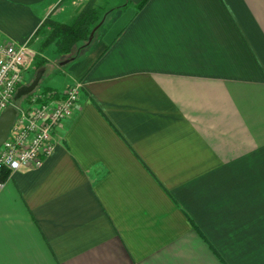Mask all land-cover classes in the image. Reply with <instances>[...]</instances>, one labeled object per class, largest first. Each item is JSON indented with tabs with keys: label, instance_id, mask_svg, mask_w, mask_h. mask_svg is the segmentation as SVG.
I'll list each match as a JSON object with an SVG mask.
<instances>
[{
	"label": "crops",
	"instance_id": "0c3cea01",
	"mask_svg": "<svg viewBox=\"0 0 264 264\" xmlns=\"http://www.w3.org/2000/svg\"><path fill=\"white\" fill-rule=\"evenodd\" d=\"M145 1L0 0L18 45L103 8L52 65L82 86L53 154L0 191V264H264V0Z\"/></svg>",
	"mask_w": 264,
	"mask_h": 264
},
{
	"label": "built area",
	"instance_id": "2783aa9c",
	"mask_svg": "<svg viewBox=\"0 0 264 264\" xmlns=\"http://www.w3.org/2000/svg\"><path fill=\"white\" fill-rule=\"evenodd\" d=\"M32 50L29 44L18 45L0 41V117L10 107L16 118L9 136L0 148V173L37 169L53 154L54 133L60 124L73 116L81 97V84L57 91L32 92L20 106L15 96L28 71ZM5 182L0 181V191Z\"/></svg>",
	"mask_w": 264,
	"mask_h": 264
},
{
	"label": "trees",
	"instance_id": "16d2710c",
	"mask_svg": "<svg viewBox=\"0 0 264 264\" xmlns=\"http://www.w3.org/2000/svg\"><path fill=\"white\" fill-rule=\"evenodd\" d=\"M102 13V7H96L93 2H90L70 23L47 19L29 44L32 46L40 37H43L39 47L41 53L51 49L50 54L58 60V64L66 60H70V62L78 60L86 54L92 45L94 40L89 43V38L92 31L101 22ZM48 64V59H40L37 63L39 70L46 68ZM44 91H50V89ZM10 174V171L6 169L1 170L0 181L5 182Z\"/></svg>",
	"mask_w": 264,
	"mask_h": 264
},
{
	"label": "rangeland",
	"instance_id": "374dc122",
	"mask_svg": "<svg viewBox=\"0 0 264 264\" xmlns=\"http://www.w3.org/2000/svg\"><path fill=\"white\" fill-rule=\"evenodd\" d=\"M78 4H79V2L75 6L76 8L78 7V9H79L81 7H84L83 6L84 3L82 5L81 4L78 5ZM68 18L66 17L65 19H62L61 21L64 22V23H70L73 20V19H71V20L68 21L67 20ZM42 40H43V37H40V39H38L36 41V43H34V45H32V46L30 45V48L32 50V54H31V57H30L31 61H30V65H29L28 71H26L25 74H24L25 81H24L23 85L31 84L33 82L38 70H39V67L37 65L39 60L40 59H48L49 60V64L46 67V72L44 73V75L42 77V80L40 81L38 87L34 90V92L47 90L49 87H51L50 84L51 85L55 84L56 81H58V78L61 75L59 72H57L56 68L52 66V65L58 66V60H56L53 57V55L50 54V50L51 49L49 51H47V52H44V53H41L39 51V47H40V44H41ZM28 96H24L21 99H19L17 101V104L20 105V106L24 105L27 102Z\"/></svg>",
	"mask_w": 264,
	"mask_h": 264
},
{
	"label": "water",
	"instance_id": "95a60500",
	"mask_svg": "<svg viewBox=\"0 0 264 264\" xmlns=\"http://www.w3.org/2000/svg\"><path fill=\"white\" fill-rule=\"evenodd\" d=\"M101 24V23H100ZM99 24V25H100ZM99 25L92 31L89 43L92 42L96 30L99 28ZM70 63V60H66L64 62L60 63V66H66ZM46 72V68H42L38 70L33 82L29 85L22 86L18 89L17 94L15 96V101H18L24 96L30 95L34 90L38 87L40 81L42 80V77L44 73ZM16 118V110L13 107L8 108L0 117V148L4 144V142L7 140L10 130L12 128V125Z\"/></svg>",
	"mask_w": 264,
	"mask_h": 264
}]
</instances>
